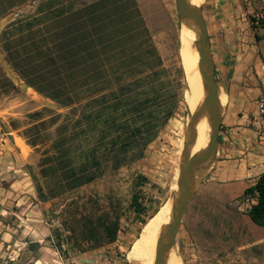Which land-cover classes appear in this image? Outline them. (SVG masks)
I'll return each mask as SVG.
<instances>
[{
	"label": "rangeland",
	"instance_id": "374dc122",
	"mask_svg": "<svg viewBox=\"0 0 264 264\" xmlns=\"http://www.w3.org/2000/svg\"><path fill=\"white\" fill-rule=\"evenodd\" d=\"M258 18L253 12L251 21ZM179 31L175 0H24L7 12L2 60L11 59L39 95L24 92V103L10 110L22 113L6 114L7 126L9 118L24 125L31 103L47 105L39 147L46 154H39L57 168L48 183L61 195L43 201L37 187L22 181V159L35 162L38 155H27L19 138L17 156L2 149L0 264H130L132 242L172 195L187 137ZM69 175L80 178L62 185ZM140 175L147 181L140 183ZM218 194L212 184L188 207L173 247L183 264H216L242 241L243 195L223 203ZM133 195L145 207L142 217L130 207ZM105 215L119 218L118 235L93 249L90 232L101 240ZM192 226L214 228L216 250L196 247ZM202 233L200 241L207 240Z\"/></svg>",
	"mask_w": 264,
	"mask_h": 264
},
{
	"label": "crops",
	"instance_id": "0c3cea01",
	"mask_svg": "<svg viewBox=\"0 0 264 264\" xmlns=\"http://www.w3.org/2000/svg\"><path fill=\"white\" fill-rule=\"evenodd\" d=\"M23 1L0 0V27L7 12L16 9L18 4L22 5ZM204 3L206 7L202 9V15L206 23L214 77L218 94L223 95V101L220 102V127L215 153L196 186L181 222L197 195L212 184L219 187V202L225 203L243 195L244 190L254 184L264 171V131H255L251 122V117L256 112V99L261 90V81L264 79V25L259 23L254 27L251 16L253 12H259V18L264 17V0H204ZM256 33L258 39L255 37ZM13 60L15 61V58ZM13 64L7 57L2 60L0 53V152L7 148L6 153L9 156H17L16 147L21 148L16 140L19 138L27 149V155H38L35 162L22 159V181L37 187V195L43 201H52L61 195L60 191L50 190L48 183L57 168L43 163L44 159L39 154H46V149L40 150L39 147L40 140L45 135L40 126L46 121L45 117H40L43 111L41 109L47 105L31 103V107L23 111L25 120L21 123L24 125L19 126L18 120L9 118L11 125L7 126L6 114L17 117L21 115L22 112L10 110L24 103V92L33 99L39 98L33 86L22 77L21 70ZM10 139L13 140L11 145L7 144ZM40 178L45 182H41ZM78 178L79 175H69L65 182L62 181V185L72 186L71 183ZM45 186L48 187V192L44 189ZM243 215L247 226L242 241L231 243L225 251L224 260L216 259V264H264V226L251 224L253 222H249L246 209H243ZM179 231L180 229L176 243L179 240ZM188 231L193 239H196V247L201 249V246L206 244L207 248L211 249L213 245V250H216V238H211L216 231L214 228L192 226ZM205 231L209 237L200 241V235ZM101 246H95L93 249Z\"/></svg>",
	"mask_w": 264,
	"mask_h": 264
},
{
	"label": "water",
	"instance_id": "95a60500",
	"mask_svg": "<svg viewBox=\"0 0 264 264\" xmlns=\"http://www.w3.org/2000/svg\"><path fill=\"white\" fill-rule=\"evenodd\" d=\"M179 19H188L199 26L198 36L195 40L198 52V65L202 76L206 95L197 109L190 114L187 124V137L181 151V161L175 181L176 192L173 200L171 216L159 233L156 240L153 264H164L171 248L174 247L177 232L185 209L191 200L196 184L195 172L206 162L211 161L217 147V136L220 127V102L218 99V86L214 77V67L209 50L206 23L200 6L191 9L186 0H175ZM206 113L210 126L209 138L205 148L192 156L186 154L195 137L194 126L196 120Z\"/></svg>",
	"mask_w": 264,
	"mask_h": 264
},
{
	"label": "bare ground",
	"instance_id": "6f19581e",
	"mask_svg": "<svg viewBox=\"0 0 264 264\" xmlns=\"http://www.w3.org/2000/svg\"><path fill=\"white\" fill-rule=\"evenodd\" d=\"M186 2L191 9H194L197 6H200L199 3L201 0H186ZM179 32L181 35L179 55L185 71V91L187 99L190 100L187 101V105L189 107L188 112L191 114L202 103L206 95L202 76L200 74V67L198 65V52L195 44V40L199 32V26L191 20L181 19ZM218 99L219 102L222 103L223 95L218 94ZM194 131L195 137L191 146L186 151L188 156H192L193 154L203 150L207 144L210 126L206 113L202 114L196 120ZM208 166L209 162H206L195 172L194 181L196 185L204 176ZM175 192L176 185L174 184L172 195L162 204L157 212V215L151 219V221L139 232L138 236L132 242L127 251V260L130 264H153L156 240L171 216ZM164 264L183 263L174 248H171Z\"/></svg>",
	"mask_w": 264,
	"mask_h": 264
},
{
	"label": "trees",
	"instance_id": "16d2710c",
	"mask_svg": "<svg viewBox=\"0 0 264 264\" xmlns=\"http://www.w3.org/2000/svg\"><path fill=\"white\" fill-rule=\"evenodd\" d=\"M257 24H262L264 25V17L263 18H258L255 23ZM254 23V20L252 22L253 26L256 27L257 24ZM255 37L258 39L259 36L256 33ZM140 183L141 181H147L146 177L144 176H139ZM137 185L139 186L140 184ZM243 196H250L253 197V202L250 203L249 207L246 209L247 216L249 219L256 225L258 226H264V171L258 176L254 184L250 185L247 187L244 192ZM130 207L133 209L135 215L137 217H142L141 215L145 211V207L142 205V203L139 201V198L137 195H133L130 201ZM152 216L151 214H148L146 218H142L140 220L141 224L143 225L146 223L147 219ZM119 218H109V216L105 215L101 219H99V223L102 226V229L104 231L103 235L101 236V240L98 238H95L93 235V232H90L91 238H94L93 240L95 241L93 247L98 246L102 244L105 241H114L116 238V234L119 230ZM30 246L32 247H40V244L38 242H30Z\"/></svg>",
	"mask_w": 264,
	"mask_h": 264
},
{
	"label": "built area",
	"instance_id": "2783aa9c",
	"mask_svg": "<svg viewBox=\"0 0 264 264\" xmlns=\"http://www.w3.org/2000/svg\"><path fill=\"white\" fill-rule=\"evenodd\" d=\"M251 122L255 131H264V79L261 81V90L256 99V112L252 115ZM253 199L250 196H242V203L245 204L246 209L253 202Z\"/></svg>",
	"mask_w": 264,
	"mask_h": 264
}]
</instances>
